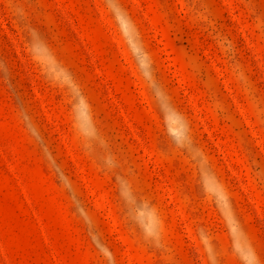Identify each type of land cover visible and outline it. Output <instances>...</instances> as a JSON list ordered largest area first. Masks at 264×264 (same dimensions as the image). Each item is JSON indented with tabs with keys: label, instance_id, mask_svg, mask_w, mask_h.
<instances>
[{
	"label": "rangeland",
	"instance_id": "rangeland-1",
	"mask_svg": "<svg viewBox=\"0 0 264 264\" xmlns=\"http://www.w3.org/2000/svg\"><path fill=\"white\" fill-rule=\"evenodd\" d=\"M0 264H264V0H0Z\"/></svg>",
	"mask_w": 264,
	"mask_h": 264
}]
</instances>
